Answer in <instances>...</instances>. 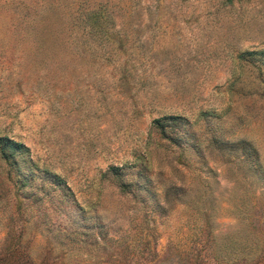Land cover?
Listing matches in <instances>:
<instances>
[{"label": "rangeland", "instance_id": "374dc122", "mask_svg": "<svg viewBox=\"0 0 264 264\" xmlns=\"http://www.w3.org/2000/svg\"><path fill=\"white\" fill-rule=\"evenodd\" d=\"M213 135L264 168V0H0V137L29 149L0 264H264V177Z\"/></svg>", "mask_w": 264, "mask_h": 264}, {"label": "trees", "instance_id": "16d2710c", "mask_svg": "<svg viewBox=\"0 0 264 264\" xmlns=\"http://www.w3.org/2000/svg\"><path fill=\"white\" fill-rule=\"evenodd\" d=\"M105 19V12L100 8H95L93 10H88L83 13L81 20L86 24H97ZM162 119L158 118L155 121L160 123ZM206 146L213 150H218L221 153H225L233 159H237L243 162L244 165H247L250 170H254L259 173L260 176L264 177V168L260 162L259 152L253 143L249 140L239 139V140H230L224 137L213 135L206 142ZM194 146L199 145L196 142H192ZM29 149L22 142H17L11 140L7 137H0V160H5L8 165H14L16 162L15 156L18 153L27 154ZM183 191L180 186L172 183L165 187L163 190V206L171 207L175 203L180 202V195ZM244 206H247L245 202L241 203ZM233 213L242 212L237 204H233ZM197 210H200V207L197 206ZM207 210V209H206ZM205 210V211H206ZM245 215V214H243Z\"/></svg>", "mask_w": 264, "mask_h": 264}]
</instances>
